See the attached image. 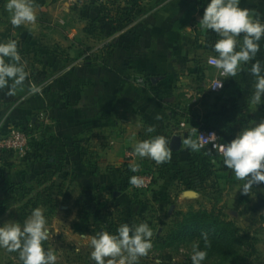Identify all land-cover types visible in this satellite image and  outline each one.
I'll list each match as a JSON object with an SVG mask.
<instances>
[{
    "label": "crops",
    "instance_id": "1",
    "mask_svg": "<svg viewBox=\"0 0 264 264\" xmlns=\"http://www.w3.org/2000/svg\"><path fill=\"white\" fill-rule=\"evenodd\" d=\"M93 2L56 0L35 8L41 11L53 6L62 17L58 19L62 26L53 20V12L37 18L35 24L14 28L4 7L0 42L16 40L20 48L31 37L41 45L34 33L53 24L56 31L49 43H43L40 59L33 56L36 68L29 66L26 57L29 75L24 86L11 96L6 89L0 91V124H33L41 141L35 159L24 161L22 170L13 166L2 172L1 161L0 187L4 190L21 182L34 186L40 175L62 165L56 183L62 190L67 184L75 189L83 204L112 194L120 203L146 206L133 199L139 194L129 198V189H133L126 182L125 170L135 162L138 169L148 166L154 172L157 164L137 157L134 144L156 135L171 140L180 137V151L173 152L168 167L162 170L167 174L175 168H191L189 163L201 160L183 140L190 139V133L204 123L228 135L259 123L264 119V101L251 103L255 88L250 68L255 61L243 65L236 79L214 93L210 86L217 71L208 60L217 54L204 48L205 33L211 30H202L199 24L208 0H104L111 8H133L132 19L118 30L108 20L99 19L100 5ZM239 6L264 22V0H240ZM190 11L188 20L182 21ZM91 22L96 31L89 35L85 28ZM256 60L264 64V39ZM34 88L38 90L35 94ZM148 127L155 131L148 133ZM10 161L15 163L14 158ZM153 176L158 182V174ZM166 235L163 230H153L149 253L165 251L167 259L139 258L138 264L174 262L173 253L183 252L186 244L178 249L162 247L160 240Z\"/></svg>",
    "mask_w": 264,
    "mask_h": 264
},
{
    "label": "clouds",
    "instance_id": "2",
    "mask_svg": "<svg viewBox=\"0 0 264 264\" xmlns=\"http://www.w3.org/2000/svg\"><path fill=\"white\" fill-rule=\"evenodd\" d=\"M240 0H208L199 22L202 30H211L219 39L213 50L217 54L210 57L211 63L221 76L235 77L241 67L250 61V74L254 77L253 105L264 101V64L256 60L260 51V41L264 39V22L254 18L248 9L241 8ZM5 9L9 13L14 28L35 24L37 14L33 0H7ZM26 63L23 60L16 40L0 42V91L7 90L11 96L22 88L28 78ZM220 85V84H219ZM148 133L155 131L148 127ZM171 139L156 135L137 141L134 153L137 157L148 158L157 165L172 159ZM194 152H199L202 144L195 140H183ZM223 165L232 171L234 177L242 182L241 195H250L256 186L264 184V119L251 127H244L234 139L219 147ZM215 163V161H213ZM130 170L138 171V164H130ZM136 188L142 187L144 180L136 175L129 178ZM51 233L47 218L40 207L33 208L23 221H8L0 225V248L9 253L18 252L21 264H56L57 256L51 249L43 247ZM207 245V234H201ZM153 230L147 222L129 225L121 224L115 234L101 231L90 238V260L94 264H138L140 257L152 249ZM126 254V255H125ZM208 253L199 243H192L191 264H204Z\"/></svg>",
    "mask_w": 264,
    "mask_h": 264
},
{
    "label": "rangeland",
    "instance_id": "3",
    "mask_svg": "<svg viewBox=\"0 0 264 264\" xmlns=\"http://www.w3.org/2000/svg\"><path fill=\"white\" fill-rule=\"evenodd\" d=\"M35 11L37 18L44 17L46 14L52 16L53 12L54 21L62 18L61 15L55 13L51 5L46 6L41 11ZM58 21V24L62 26V20ZM53 25L51 27L47 26L46 29L38 32L35 31L34 35H37L44 44L49 43L54 31H56L54 27L56 24ZM37 42L39 41H34L31 37H28L24 39L20 47L23 50L18 48L25 63L27 64L28 60L29 66L34 65L35 68L36 65L32 62L33 56L35 58L38 55L40 59L39 54L43 53L41 49L43 43L40 45ZM30 43L34 44L31 45ZM39 50L41 51L39 52ZM26 57L27 60H25ZM2 127L9 129L13 126L3 125ZM190 135L193 137L195 131L191 132ZM13 158L15 169L20 168L18 171L23 169L24 161L32 163L35 159L34 156H30L28 159ZM185 162H183L184 166L186 165ZM150 163H152V160H150ZM193 165L194 162L193 164L191 162L189 163L191 168L183 171L175 168L172 173L161 174L157 178L160 184L153 179L150 188L147 187L137 191L129 189V198L131 199L132 194L137 192L138 197H133V199L139 200L146 206H130L120 203L113 198L112 194H109L106 199H100L99 201L90 199V204H83L78 201L76 190L70 189L67 184L68 189L65 186L63 187L57 197V205L53 211L42 208L51 233L48 241L44 242L43 247L46 250L51 249L56 254V264H94L89 258L92 251L89 246L90 238L99 233L100 230L108 231V223L114 224L111 228L113 234L116 233L121 224L133 225L146 221L151 223L152 230H163L165 234L172 226V218L175 214L187 212L190 209L196 211L207 210L215 214L220 213L226 219L232 220L243 233L250 235L252 238L251 246L249 248H236L235 255L225 259L222 252L214 249V241L209 240L206 245L204 239H191L183 248V252L173 253L171 260L174 262L171 264H191V245L194 242L199 243L200 248L208 253L204 264H264V184L256 186L250 195H241L239 188L242 183H238L234 179L217 180V187L216 185L210 187L208 183H203L196 188H187L186 183H182L180 180L187 181V184L190 182L188 178L193 174L195 168V165L194 168ZM162 175L164 176L162 177ZM189 191L194 192L196 195L192 200H185L186 197L183 194ZM2 193L3 189L0 187V200L3 198ZM133 213L139 215L140 218L143 216L144 220L137 219V216L135 217ZM29 215L30 213L23 211L18 206L12 207L7 214L0 218V225L8 221L23 223ZM151 215L152 217H149ZM146 218H150V221ZM158 251L153 255L148 253L140 259H167L165 251ZM108 259L111 258H105L106 264ZM117 261H119V258H116ZM0 264H21L18 252L9 253L6 249L0 248Z\"/></svg>",
    "mask_w": 264,
    "mask_h": 264
},
{
    "label": "trees",
    "instance_id": "4",
    "mask_svg": "<svg viewBox=\"0 0 264 264\" xmlns=\"http://www.w3.org/2000/svg\"><path fill=\"white\" fill-rule=\"evenodd\" d=\"M47 1L56 2V0H33L34 7H42L47 3ZM93 1V4L97 3L100 5L101 12L99 19L102 18V20H108L109 26L114 30L122 28L125 23L133 17V8H111L108 3H104V0ZM6 3L7 0H0V18L1 15L4 16L6 14L4 11ZM191 13L192 11L187 13L182 18V21L186 22ZM95 31L96 28L94 22H91L89 26L85 28V32L89 35L94 34ZM218 39L219 37L216 33L213 31H207L205 33L204 48L206 50L209 48L214 51L213 45ZM19 126L26 132L32 131L34 129L33 124ZM31 127H33V129ZM196 130L197 131L195 132V135L193 137L190 135L189 140L197 141V132L200 130H211L216 132L222 144L230 142L236 136V134L228 135L226 132H223L221 128L210 127L206 123L199 126V128ZM198 153L200 154L201 160H196L197 162L195 160L193 161L195 168L193 165V174L188 178L190 179V182L187 184V181L183 182L181 180L182 183H186L187 188H196L198 185L203 183H208L210 187H214L215 185L217 187V180H237L232 174V171L223 165V157L219 156L216 152L210 149H205L200 150ZM35 154L37 153L28 155L27 159L30 158V156H35ZM12 158V153H7L2 157V161L4 160L2 162L3 168H0L2 172L14 166L13 162L10 161ZM213 161H215V163H213ZM168 165L169 163L159 164L155 166L154 172L152 170L150 171L148 166L147 168L138 169L137 172L152 176L156 173L159 177L164 173L162 170L168 167ZM62 171L63 167L62 165H59L55 170L40 175L37 178L34 186H28L24 182L13 183L7 186L3 190V198L0 200V218L7 214L10 209H12V207L16 206L28 213H31V210L36 207H40L41 209L48 208L49 210L53 211L57 205V197L62 191L61 186L56 183V180L61 175ZM137 172L133 173L130 170V167H127L125 174L128 185H130L129 178L135 175ZM236 182L242 183L239 180ZM172 219V226L169 227L167 235L160 240L162 241V247H172L174 249H178L184 243H189L191 239H203L201 234L206 233L208 237L207 241H214V249L222 252L224 254L223 257L227 259V257L235 255L236 248H249L252 244V238L249 234L243 233V231L232 220L226 219L220 213L215 214L214 212L207 210L196 211L190 209L187 212H179L175 214ZM113 225L114 224L108 223L109 233H113L111 230ZM149 225H151V223H149Z\"/></svg>",
    "mask_w": 264,
    "mask_h": 264
},
{
    "label": "built area",
    "instance_id": "5",
    "mask_svg": "<svg viewBox=\"0 0 264 264\" xmlns=\"http://www.w3.org/2000/svg\"><path fill=\"white\" fill-rule=\"evenodd\" d=\"M209 62V60H208ZM209 65L215 68L211 63ZM216 69V68H215ZM216 78L212 81L210 90L214 93L221 92L224 90L226 82L236 79L238 77H228L225 78L220 75L219 71L216 69ZM220 84V85H219ZM37 89L34 88L33 94L37 93ZM3 124H0V163L2 157L7 153H12L15 158H25L27 159L28 155L33 153H38L40 151L41 141L38 140L37 134L33 127V130L26 132L20 126H14L9 129H4ZM197 141L202 144L200 150L210 149L216 152L219 156L222 157V154L219 152V147L223 145L220 142V138L216 132L211 130H200L197 132ZM136 176L144 180L142 187L136 188L133 187L130 183V186L133 190H142L147 187L150 188L152 185L153 177L151 175L142 174L137 172Z\"/></svg>",
    "mask_w": 264,
    "mask_h": 264
},
{
    "label": "water",
    "instance_id": "6",
    "mask_svg": "<svg viewBox=\"0 0 264 264\" xmlns=\"http://www.w3.org/2000/svg\"><path fill=\"white\" fill-rule=\"evenodd\" d=\"M181 146H182V139L180 137H173L170 143V147L172 148V151L173 152L180 151ZM194 195L195 193L191 191L185 193V197L188 198L193 197Z\"/></svg>",
    "mask_w": 264,
    "mask_h": 264
}]
</instances>
